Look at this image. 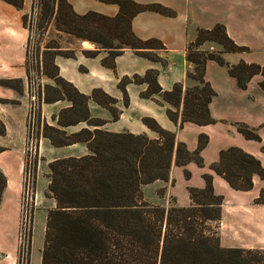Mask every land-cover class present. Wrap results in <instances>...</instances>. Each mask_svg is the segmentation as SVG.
I'll return each mask as SVG.
<instances>
[{
	"label": "trees",
	"instance_id": "trees-1",
	"mask_svg": "<svg viewBox=\"0 0 264 264\" xmlns=\"http://www.w3.org/2000/svg\"><path fill=\"white\" fill-rule=\"evenodd\" d=\"M6 1L19 7L22 0ZM100 1L117 4L118 12L113 16L92 10L79 14L67 0H33L31 10L32 13L35 11L36 4L40 27H44V21H53L57 32L94 44L92 49L80 50L84 56L94 57L99 50H107L108 55L102 59V64L107 67L113 68L114 57L126 48L165 64V59L156 53L164 45L157 38L137 37L131 29V19L143 10L173 16L175 12L172 9L155 2ZM23 22L26 25L25 14ZM26 27L31 32V27ZM205 43L219 44L222 50L201 48ZM44 47L46 57L42 61V73L64 89L65 99L71 104L59 111L57 126L44 124L43 136L53 146L84 143L87 152L58 157L47 164L49 183L45 196L55 200V207L46 215L40 264H264L263 249L224 247L220 244L213 224L220 220L223 198L214 194L209 173L203 174V188L188 187L189 205L179 206L171 199L169 206L165 207L152 204L143 196L144 184L168 179L172 162L176 165L194 162L203 166L200 152L208 142L205 134H199L196 148L188 150L184 142L176 140L173 131L163 128L151 117H143L142 122L157 134L156 137L102 129L104 120L89 115V96L59 76L53 62L55 55L75 57V49L54 41ZM29 48L30 34L26 47L27 80L30 78ZM245 50L246 46L236 44L227 35L222 24L198 28L196 38L187 44L185 53L186 60L193 64V71L188 70L186 78L195 80L197 84L187 86L183 94L179 82L174 83L171 89L163 90L156 80L157 70L148 69L142 76L121 79L124 104H127L126 83H146L147 87L140 96L160 95L169 105L166 115L170 120H177L181 105V125L185 121L214 123L208 103L215 92L204 78L208 60L225 65L240 88H245L256 74L262 76L260 85L264 87V64L243 60L229 64L221 56L222 51ZM57 92L59 94L54 97L44 95L43 101L64 99L58 88ZM91 97L108 107L114 118L117 117L118 112L112 106L115 102L113 97L98 88L92 91ZM65 115L70 118L65 120ZM80 121L87 126L70 133L61 128ZM235 125L245 138L260 141L255 128L242 122ZM4 130L0 120V134ZM210 169L236 190H249L253 174L264 178V167L260 161L236 146L221 149L218 160L210 164ZM184 176L188 178L190 172L185 170ZM5 185L6 177L0 171V202ZM162 193L160 189L158 194ZM256 202L264 203V189L260 190ZM19 255L20 249L17 264Z\"/></svg>",
	"mask_w": 264,
	"mask_h": 264
},
{
	"label": "crops",
	"instance_id": "crops-1",
	"mask_svg": "<svg viewBox=\"0 0 264 264\" xmlns=\"http://www.w3.org/2000/svg\"><path fill=\"white\" fill-rule=\"evenodd\" d=\"M33 0H22L17 7L13 3L0 0V120L4 124V133L0 134V171L6 177V185L0 202V264H17L18 259V229H19V194L21 189V174L23 168L22 148L25 142L28 115V86L26 71V47L29 29L23 22V15L32 8ZM76 13L96 11L108 16L118 12L115 3L100 0H67ZM140 3H160L175 14L168 16L154 10H143L131 19V29L141 38H157L164 45L156 53L165 59V64L150 60L137 54L132 49H124L114 57V67L102 64V59L108 55L107 50H99L94 57L84 56L81 49H92L94 44L79 41L75 57L55 55L53 62L58 68V74L81 93L89 96L87 108L91 117L104 120L102 129L121 132L145 133L149 137L157 134L143 122V117H151L163 128L171 130L178 141L184 142L188 150L197 146L199 134L208 137L207 144L201 150L203 166L194 162L185 165L171 163L167 180L157 179L142 186L151 185L154 190V204L168 206L171 199L179 206L189 205L188 187L203 188L204 173L211 175L214 194L222 196L221 219L229 214H247L251 212L254 199L261 189H264V178L253 174L252 187L249 190H236L226 180L210 169V164L217 161L219 151L229 146H236L256 157L264 167V87H261L262 76L256 74L248 81L245 88L237 85L225 65L214 60L205 64L204 78L208 81L214 95L208 103L210 116L214 123L197 124L189 121L180 124L181 105L176 121L166 116L169 105L160 95L143 98L140 92L147 87L146 83H126L124 89L128 94L127 105L122 104L123 91L118 83L123 77L144 75L148 69H156V80L163 90H169L174 83L182 84V94L189 80L186 72L193 69V64L185 58L186 46L194 41L198 28H211L220 23L224 25L228 36L235 43L248 47L247 51H223L222 57L229 64L239 60L264 64V0H135ZM79 50V52H78ZM51 79V78H49ZM46 80L47 83H49ZM115 99L112 106L117 109L114 118L110 110L99 105L91 97L94 89ZM70 102L59 99L53 102L42 101L39 105L40 118L43 122L57 126V116L61 109L70 106ZM102 107V108H100ZM243 122L257 130L260 141L245 138L235 127V122ZM83 121L61 127L67 133L86 127ZM90 128V127H89ZM81 146L80 153H71L70 148ZM56 149V150H54ZM62 155H50L48 160L69 155H81L87 152L84 143L78 142L66 146H53L46 137H40L38 151L42 153L60 150ZM63 150H68L63 152ZM53 154V153H52ZM190 176L186 178L184 171ZM38 172V171H37ZM36 172V183L38 174ZM176 179V184H174ZM49 178L43 185L47 189ZM162 189V195L157 192ZM38 197V193L36 194ZM40 196V195H39ZM48 198L44 218L55 200ZM264 205V204H262ZM45 227V224H44ZM44 231V230H43ZM43 245V244H42ZM41 250L37 263H41ZM30 254V252H29ZM30 257L28 258V264Z\"/></svg>",
	"mask_w": 264,
	"mask_h": 264
},
{
	"label": "rangeland",
	"instance_id": "rangeland-1",
	"mask_svg": "<svg viewBox=\"0 0 264 264\" xmlns=\"http://www.w3.org/2000/svg\"><path fill=\"white\" fill-rule=\"evenodd\" d=\"M25 23L26 25L31 27V32H29L30 34L29 54L32 59V68L35 74L37 73V75L40 78L38 85L40 98L44 97V95L48 97L57 96L59 94L57 92V88L60 90L61 94L65 98L66 95L64 94V89L60 85H57L52 79H49V77H47L42 73V70H44L42 61L46 57V53H45L46 51H44L45 50L44 46L54 41L61 46L64 47L68 46L77 50L80 40H77L74 36L57 32L54 28L53 21L51 22L44 21L43 23L44 27H40L41 20L37 6L33 13L32 10L25 13ZM201 48L214 50L217 52L222 50L221 45L214 43H205ZM189 71H193V69ZM48 79H49L48 81L49 83L46 82V80ZM193 84H197V82L192 79L189 80V86ZM118 87L121 88L120 82L118 83ZM147 98H151V100L154 101L155 103H159V101L154 97H147ZM127 99H128V94H127ZM122 104H124V101H122ZM115 110H116L115 112H117V109ZM69 118L70 116L68 115H65L64 117L65 120H68ZM45 123L46 122H43L41 120L40 111L37 108L35 111L34 129L32 131L33 140L31 144H28L26 139L27 137L25 136L24 146L22 148L23 168L21 174V189H20L21 191L19 194V208H20L19 218L22 221L19 230V236H20L19 243L21 245L20 246L21 252L19 255L20 264H27L29 257H30L29 264L37 263L38 256L40 255V249L43 244V236H44L43 230L45 224L44 211L48 204V198L47 196H45V191L43 192L42 189L43 185H45L46 183V178L48 174L47 164L49 161H51L48 160V157H51L50 155H62L61 149L51 152V154H49L48 152L42 153V151L41 152L38 151L39 139L40 137L43 136V126ZM235 124L236 122L234 123V125ZM26 132H27V128H26ZM2 145H6V144L0 143V147ZM68 150H70L71 153H80L84 149L81 146H77V147H72ZM68 150H63V152L65 153ZM262 151H264V146H262ZM36 172L38 174L37 183L35 180ZM176 182H177L176 179H174V184H176ZM37 193L40 196L38 195L37 197L36 195ZM142 193L146 201L154 204L152 202L155 199L154 190L151 185L142 189ZM256 198L254 199V204L257 205H253L251 207L250 210L252 211L250 213L247 212V214H240V213L232 214V215L229 214L228 217H224L222 219V222L218 221L217 223L213 224L219 236L220 244L222 246L264 250V205H262L264 203H257ZM169 204L170 202L168 203V206ZM54 207L55 206L53 205L52 208Z\"/></svg>",
	"mask_w": 264,
	"mask_h": 264
},
{
	"label": "built area",
	"instance_id": "built-area-1",
	"mask_svg": "<svg viewBox=\"0 0 264 264\" xmlns=\"http://www.w3.org/2000/svg\"><path fill=\"white\" fill-rule=\"evenodd\" d=\"M32 3H33V1H32ZM34 9H36V6ZM29 53L30 52L28 51V64H29V76H30V78L27 80L28 115H27V132H26L27 138L26 139H27L28 144H31V142L33 140L32 131L34 129L35 111L37 108L39 109V105L43 101V97L40 98V93L38 91V85H39L40 78L37 75V73L35 74V72L32 68V59H31V56ZM20 224H22V221L19 218L18 241H20V236H19V230L21 227ZM20 246H21L20 243H18V250L20 249ZM20 252H21V250H20Z\"/></svg>",
	"mask_w": 264,
	"mask_h": 264
}]
</instances>
